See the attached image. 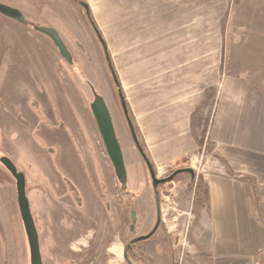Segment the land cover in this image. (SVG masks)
<instances>
[{
	"label": "rangeland",
	"instance_id": "rangeland-1",
	"mask_svg": "<svg viewBox=\"0 0 264 264\" xmlns=\"http://www.w3.org/2000/svg\"><path fill=\"white\" fill-rule=\"evenodd\" d=\"M79 1L89 6L87 0ZM182 2L183 35L161 37L137 34H147V23L152 21L135 19L129 0L92 4L93 11L89 6L129 119L156 176L163 179L184 168L195 174L191 179L181 173L159 186L161 226L150 239L133 246V261L138 264H193L199 250L193 234L198 212L206 205L207 151L181 148L184 124L180 114L190 109L188 103L192 101L186 100L187 95L199 93L202 98L209 77L218 74L217 68L207 67V45L216 43L219 47L231 41L227 36L207 35L219 27L213 18L216 12H211L216 5L209 0ZM0 3L19 10L27 23L0 15V161L8 158L25 176L42 264H126L124 245L148 233L155 223L154 197L149 173L130 136L103 45L84 9L72 0ZM165 8L158 14L162 21L155 23L175 24L174 4L167 3ZM256 9L264 13V0H232L229 6L233 14H253ZM35 26L54 29L73 63H67ZM221 26L224 28V20ZM176 40L183 43L185 65L191 59L188 47L201 48L194 52L201 62L199 83L187 67L175 69L179 70L177 79L168 77L162 82L159 73L145 75L147 69L142 63L135 70L138 60L150 61L158 55L141 51L145 42L164 43L162 46L169 50L163 54L171 59L176 54ZM233 56L239 58L240 54ZM224 74L221 64L219 75ZM91 88L103 98L113 121L127 177L123 187L116 181L89 108ZM210 109L206 101L195 106L187 129L189 136L198 128L202 142L206 141L204 121ZM131 212L136 214L132 233ZM25 237L15 180L0 163V264H30Z\"/></svg>",
	"mask_w": 264,
	"mask_h": 264
},
{
	"label": "crops",
	"instance_id": "crops-1",
	"mask_svg": "<svg viewBox=\"0 0 264 264\" xmlns=\"http://www.w3.org/2000/svg\"><path fill=\"white\" fill-rule=\"evenodd\" d=\"M182 1L129 0L135 19L152 21L147 23V34H137L182 36L184 30L181 23L185 17ZM190 1L193 4L199 0ZM105 2L87 0L91 11L94 9L92 4L97 6ZM209 2L216 5L211 7V12H216L213 18L218 21L219 27L216 32L207 35L227 36L231 42L219 47L216 43L207 45V67L217 68L218 74L209 77L202 98L199 93L187 95L186 100L192 101L188 103L190 109L180 114L184 124V144L181 148L207 151L208 175L204 178L206 205L198 212L193 239L199 250L193 258L195 263H192L264 264V13L256 9L253 14H233L229 11L232 0ZM167 3L175 6V24L155 23L162 21L158 14L167 10ZM132 10L129 9L131 14ZM187 17L195 19L192 14H187ZM162 45L164 43L145 42L140 50L158 55L150 61H146L147 58L138 60L135 70L141 68L142 63L148 71L145 75L154 77L155 73H159V81L162 82L168 77L177 79L179 70L175 69L187 67L191 69L192 76L195 74L197 77L196 84L199 83L201 62L195 59L194 52H199L201 48L194 45L188 47L191 59L186 60L185 65L183 43L175 45L176 54L171 59L163 54L169 49ZM214 52L219 54L214 56ZM236 53L240 54L239 58L233 56ZM221 64L224 75H219ZM240 68L245 69L236 71ZM201 101L211 105L210 114L204 121L207 125L205 142H202L198 128L192 131V137L187 133L192 112ZM192 103H195L194 106ZM37 162L39 165L42 163L41 159Z\"/></svg>",
	"mask_w": 264,
	"mask_h": 264
},
{
	"label": "water",
	"instance_id": "water-1",
	"mask_svg": "<svg viewBox=\"0 0 264 264\" xmlns=\"http://www.w3.org/2000/svg\"><path fill=\"white\" fill-rule=\"evenodd\" d=\"M72 1L79 4L84 9L86 17L89 18V6L86 3L79 1V0H72ZM0 15L8 19H11L13 21L19 22L21 24H24V25L27 24L22 13L19 10L14 9L2 3H0ZM33 28L37 32L43 35H46L57 48L59 55L65 61L69 63L71 62V56L69 54V51L66 49L60 36L56 33L54 29L49 28V27H37V26ZM101 44H102V41H101ZM103 48L105 51V58L108 59L105 46ZM118 95L120 99L121 109L125 117L132 141L134 145L136 146L149 172L150 179H151L152 186H153L154 202H155V205L158 207L159 206L158 186L160 184H166V183L173 181L174 178L181 173L189 174L191 179L195 177V174L192 169L184 168V169H177L173 171L170 176L163 178V179H159L155 176L152 164L150 163L148 157L145 155L141 145L139 144V141L135 134V130L128 116V110H127L126 103L123 97L121 96V92L119 90H118ZM89 108L94 118L95 124L97 126V130L102 140L105 152L108 156V159L116 175V178L120 184H123L126 181V172H125V165H124L122 150H121L119 141L117 139L113 121L110 116L107 105L105 101L103 100V98L94 92L93 101L90 103ZM0 163L9 172V174L13 177L16 183L17 204H18L20 217L22 220L24 232H25L28 247H29L30 264H42V257H41L40 247H39V238H38V234H37V231L34 225V220L31 215L29 202H28V199L26 197V192H25V176L23 173L17 171L15 165L8 158H2ZM131 218L133 222H135L134 213L131 214ZM157 225H158V221L155 227L153 228V230L147 236L138 237L135 240H132L128 244H126L122 251L123 259L127 260V254H126L127 247L136 242H140V241H143L149 238L155 232Z\"/></svg>",
	"mask_w": 264,
	"mask_h": 264
},
{
	"label": "flooded vegetation",
	"instance_id": "flooded-vegetation-1",
	"mask_svg": "<svg viewBox=\"0 0 264 264\" xmlns=\"http://www.w3.org/2000/svg\"><path fill=\"white\" fill-rule=\"evenodd\" d=\"M61 38V37H60ZM62 40V39H61ZM53 43V42H52ZM64 43V42H63ZM65 45V44H64ZM55 46V45H54ZM66 47V46H65ZM57 49V48H56ZM66 49H67V47H66ZM68 50V49H67ZM69 51V50H68ZM69 54H71L70 52H69ZM73 59L71 58V62H70V64H72L73 63V61H72ZM105 60H106V62L108 63V59H106L105 58ZM67 62V61H66ZM67 63H69V62H67ZM95 91L91 88V93H92V95H93V93H94ZM96 93V92H95ZM97 94V93H96ZM140 144V143H139ZM135 148H136V146H135ZM137 149V148H136ZM138 151V150H137ZM139 153V152H138ZM153 167V166H152ZM147 168V167H146ZM154 170V169H153ZM18 171V170H17ZM148 171V170H147ZM19 172V171H18ZM149 173V172H148ZM154 173H155V171H154ZM115 174V173H114ZM155 176H156V174H155ZM115 177H116V175H115ZM149 177H150V175H149ZM157 177V176H156ZM158 178V177H157ZM151 180V179H150ZM116 181L118 182V180H117V178H116ZM126 182H127V177H126V181L123 183V184H120L119 182H118V184H120L122 187L126 184ZM160 185H163V184H160ZM159 185V186H160ZM151 186H152V182H151ZM159 186H158V188H159ZM152 191H153V186H152ZM153 197H154V193H153ZM30 206V205H29ZM154 209H155V223H154V225L152 226V228L150 229V231H148V233H146V234H144V235H140V236H138V237H142V236H147L152 230H153V228L155 227V225L157 224V221H158V225H157V228H156V230H155V232L149 237V238H147L146 240H148V239H150L156 232H157V230L160 228V226H161V221H162V218H161V210H160V197H159V206L157 207L156 205H155V202H154ZM31 210V209H30ZM131 214H132V212H131ZM135 214V213H134ZM32 215V214H31ZM130 219H131V225H130V227H129V230H130V232L132 233V232H134V228H135V224H136V214H135V222H133V220H132V218H131V215H130ZM34 225H35V223H34ZM35 228H36V226H35ZM37 231V230H36ZM38 234V233H37ZM137 236L136 237H133V238H131L129 241H128V243L130 242V241H132V240H135L136 238H138ZM143 241H145V240H143ZM141 242V241H140ZM128 243H126V244H128ZM137 243H139V242H136V243H134V244H132V245H129L128 247H127V249H126V254H127V260H125V259H123L124 261H125V263L126 264H138V263H136L135 261H133V259H134V256L132 255V249H133V246H135ZM125 244V245H126ZM124 245V246H125ZM39 247H40V244H39Z\"/></svg>",
	"mask_w": 264,
	"mask_h": 264
},
{
	"label": "trees",
	"instance_id": "trees-1",
	"mask_svg": "<svg viewBox=\"0 0 264 264\" xmlns=\"http://www.w3.org/2000/svg\"><path fill=\"white\" fill-rule=\"evenodd\" d=\"M87 19H88V22H89V24H90L92 30L94 31L96 37H98L99 40L102 41V44H103V47H104V46H105V43H104V41H103V39H102L100 33L98 32L97 28L95 27L94 23H93L92 20H91V17H90V11H89V18H87ZM105 50H106V48H105ZM106 54H107V51H106ZM107 56H108V63H107V64H108V68H109V70H110V73H111V76H112V79H113L114 85L116 86L117 90H119V91L121 92V88H120V85H119L118 79H117V77H116V75H115L114 69H113V67H112V63H111V61H110V59H109V55L107 54ZM121 96L123 97L122 92H121ZM123 99H124V97H123ZM141 147H142V146H141ZM142 149H143V147H142ZM143 151H144V149H143ZM144 153H145V151H144ZM16 196H17V194H16ZM17 205H18V204H17ZM19 214H20V213H19ZM20 218H21V217H20ZM21 221H22V220H21ZM25 238H26V237H25ZM26 243H27V239H26ZM27 249H28V252H29L28 243H27ZM28 254H29V253H28Z\"/></svg>",
	"mask_w": 264,
	"mask_h": 264
}]
</instances>
